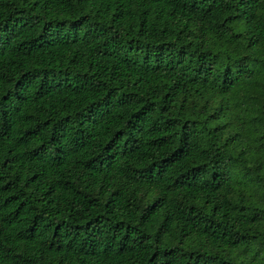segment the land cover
I'll return each instance as SVG.
<instances>
[{
	"label": "trees",
	"instance_id": "trees-1",
	"mask_svg": "<svg viewBox=\"0 0 264 264\" xmlns=\"http://www.w3.org/2000/svg\"><path fill=\"white\" fill-rule=\"evenodd\" d=\"M0 264H264V0H0Z\"/></svg>",
	"mask_w": 264,
	"mask_h": 264
}]
</instances>
